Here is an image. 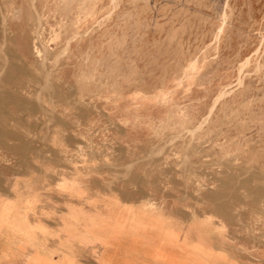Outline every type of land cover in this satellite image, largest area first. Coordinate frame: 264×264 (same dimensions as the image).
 I'll list each match as a JSON object with an SVG mask.
<instances>
[{
	"label": "rangeland",
	"instance_id": "374dc122",
	"mask_svg": "<svg viewBox=\"0 0 264 264\" xmlns=\"http://www.w3.org/2000/svg\"><path fill=\"white\" fill-rule=\"evenodd\" d=\"M0 132L44 154L50 213H85L63 232L96 227L61 237L77 260L100 262L101 238L117 259L134 225L147 259L188 241L197 262L264 264V0H0Z\"/></svg>",
	"mask_w": 264,
	"mask_h": 264
},
{
	"label": "crops",
	"instance_id": "0c3cea01",
	"mask_svg": "<svg viewBox=\"0 0 264 264\" xmlns=\"http://www.w3.org/2000/svg\"><path fill=\"white\" fill-rule=\"evenodd\" d=\"M0 136V264H88V261L77 260L71 253H67L65 247L62 248L64 245L67 246L66 239L62 238L77 234L81 236L83 232L91 233L90 236L96 233L98 236L96 227L85 230L79 228L77 231L75 229L71 234H67V231L63 232L66 230L64 228L66 221L72 218L82 220L85 213L77 207L69 211L65 207L63 213H50L51 203L48 202L47 195L35 196V184L38 182L35 173L41 171L36 159L44 158V154H38L39 152L36 151L26 153L20 144L13 142L18 141V138L10 136L9 133L0 132ZM68 185L71 189L77 188L72 186L71 182H68ZM79 191L82 192L81 189ZM73 192L69 194L72 195ZM78 193L74 192L73 195L76 197ZM36 200L42 201L38 206L42 205L46 210L45 213L35 214L34 208H29ZM56 220L59 222V227H53L52 222ZM38 227H46V231L53 232L52 236H57L55 238L57 242L53 245L46 242L42 238L46 235L36 230ZM195 247L200 246L175 245L171 255H166V258L149 256L148 259L144 256V252L121 248L119 256L115 259L114 246L112 243H107L102 246L101 259L97 264H220L212 261L189 262L179 259L180 256L199 253L200 250H196ZM201 249V252L210 254L202 247ZM147 251L154 254L151 248ZM261 253L264 256V250ZM51 256L53 260H50Z\"/></svg>",
	"mask_w": 264,
	"mask_h": 264
},
{
	"label": "bare ground",
	"instance_id": "6f19581e",
	"mask_svg": "<svg viewBox=\"0 0 264 264\" xmlns=\"http://www.w3.org/2000/svg\"><path fill=\"white\" fill-rule=\"evenodd\" d=\"M18 10H19V8H18ZM20 11V10H19ZM20 13V12H19ZM136 17V16H135ZM132 23V22H131ZM136 26V25H135ZM74 33V32H73ZM32 34H33V36H32V43H31V45H29V47H30V50H31V52L34 54V55H36L37 57H39V58H47L48 57V55L49 54H51V45H48V44H45L44 43V39H43V22L41 21V18L39 17V18H37L36 19V21H35V23H34V27H33V30H32ZM76 34H78V33H76ZM108 38V37H107ZM106 38V39H107ZM27 44V43H26ZM93 47V46H92ZM108 47V46H107ZM116 47V46H115ZM90 49V48H89ZM110 49V48H109ZM116 49V48H115ZM91 50V49H90ZM117 50V49H116ZM105 51V50H104ZM99 52V51H98ZM59 53V52H58ZM87 53V52H86ZM115 53V52H114ZM65 54V53H64ZM110 54H112V53H110ZM63 55V54H62ZM113 55V54H112ZM73 57V56H72ZM105 56H103V58H104ZM107 57H109L108 55H107ZM119 57V56H118ZM5 58V57H4ZM115 58V57H114ZM117 58V57H116ZM102 59V58H101ZM100 59V60H101ZM7 60V59H6ZM55 60H57V59H55ZM97 60V59H96ZM111 60V59H110ZM109 60V61H110ZM117 61V60H116ZM101 62V61H100ZM108 62V61H107ZM111 62V61H110ZM123 62V61H122ZM5 63H7V61L5 62ZM56 63V62H55ZM97 63V62H96ZM117 63V62H116ZM67 64V63H66ZM97 64H99V61H98V63ZM102 64V63H101ZM27 65V64H26ZM105 65V64H104ZM104 65H101V66H104ZM99 66H100V64H99ZM105 66H107V65H105ZM109 66H107V68H108ZM49 68H51V67H49ZM106 68V69H107ZM101 69V68H100ZM104 69V68H103ZM105 69V70H106ZM110 69V68H109ZM120 69V68H119ZM83 71H85V70H83ZM93 71V70H92ZM102 71V70H101ZM105 72V71H104ZM188 72V71H187ZM94 73V72H93ZM96 73V72H95ZM101 73V72H100ZM78 74V73H77ZM102 74H104V73H102ZM126 74V73H125ZM128 74V73H127ZM47 75V74H46ZM96 75V74H95ZM109 75V74H108ZM75 76V75H74ZM106 76V75H105ZM81 77V76H80ZM94 77V76H93ZM100 77V76H99ZM102 77V76H101ZM134 77H136V75L134 76ZM133 77V78H134ZM85 78V77H84ZM110 78V77H109ZM87 79V78H86ZM92 79V78H91ZM93 79H95V78H93ZM102 79V78H101ZM100 79V80H101ZM107 79V78H106ZM122 79V78H121ZM135 79V78H134ZM78 80V79H77ZM94 81V80H93ZM104 81V80H103ZM103 81H102V83H103ZM106 81V80H105ZM169 81V80H168ZM95 82V81H94ZM109 82V81H108ZM107 83V82H106ZM118 83H119V81H118ZM117 83V84H118ZM42 84H45V82L44 83H42ZM109 85V84H108ZM165 85V84H164ZM125 86H127V85H125ZM40 87H42V85L40 86ZM52 86H50V88H51ZM42 88H47V87H42ZM98 89V88H97ZM100 89V88H99ZM48 90V89H47ZM60 90V89H59ZM109 90V89H108ZM113 90H116V88L115 89H113ZM112 90V91H113ZM7 91V90H6ZM65 91V90H64ZM107 91V90H106ZM61 92H63V91H61ZM69 92V91H68ZM110 92H111V90H110ZM144 92V91H143ZM112 93V92H111ZM169 93V92H168ZM4 94H6L5 92H4ZM50 94V93H49ZM75 94V93H74ZM41 95V94H40ZM63 95L65 96V94L63 93ZM94 95V94H93ZM98 95V94H97ZM109 95V94H108ZM7 96H8V94H7ZM64 96H62V97H64ZM101 96V95H100ZM167 97V96H166ZM166 97H165V99H166ZM52 98V97H51ZM76 98V97H75ZM137 98V97H136ZM34 99H35V97H34ZM141 99V98H140ZM90 100V99H89ZM162 100H164V99H162ZM167 100H169V99H167ZM33 101H35V100H33ZM37 101V100H36ZM38 101H40V100H38ZM74 101V100H73ZM67 102V101H66ZM70 102V101H69ZM165 102V101H164ZM163 102V103H164ZM39 105V104H38ZM66 105V104H65ZM43 106V105H42ZM45 106V105H44ZM43 106V107H44ZM40 107V106H39ZM42 107V108H43ZM46 108V107H45ZM44 109V108H43ZM63 110V109H62ZM72 112V111H71ZM61 113V112H60ZM64 113V112H63ZM59 114V113H58ZM63 115V114H62ZM72 115V114H71ZM183 115V114H182ZM187 116V115H186ZM49 117V116H48ZM47 117V118H48ZM50 117L52 118V115H50ZM60 117H64V116H60ZM68 117V116H67ZM54 119H55V117H53ZM59 119V118H58ZM128 119V118H127ZM126 119V120H127ZM150 119V118H149ZM167 119V118H166ZM184 119V118H183ZM51 120H53V119H51ZM77 120V119H76ZM81 120V119H80ZM131 120V119H130ZM50 121V120H49ZM79 121V120H78ZM129 120H127V122H128ZM150 121V120H149ZM125 122V121H124ZM181 122H182V120H181ZM164 123V122H163ZM46 124V123H45ZM62 124V123H61ZM80 124V123H79ZM47 126V125H46ZM166 126V125H165ZM182 126V125H181ZM180 126V127H181ZM8 127V126H7ZM48 127V126H47ZM153 129V128H152ZM16 130V129H15ZM66 130V129H65ZM68 131V130H67ZM181 133V132H180ZM17 134V133H16ZM72 134V133H71ZM65 135V134H64ZM76 135V134H75ZM74 135V136H75ZM21 136V135H20ZM28 136V135H27ZM73 136V135H72ZM1 137V136H0ZM28 137H30V136H28ZM27 138V137H26ZM26 138H24L25 140H26ZM77 138V137H76ZM19 139V138H18ZM29 141V140H28ZM34 141H36V140H33V142ZM29 143V142H28ZM37 143V142H36ZM36 143H35V145H36ZM41 143V142H40ZM63 143V142H62ZM27 144V143H26ZM37 144H39V143H37ZM32 145H34L33 143H32ZM37 146V145H36ZM46 146V145H45ZM191 147V146H190ZM36 148V147H35ZM39 148V147H38ZM25 151V150H24ZM37 151V150H36ZM94 153V152H93ZM90 154H91V152H90ZM86 160V159H85ZM132 163H134V162H132ZM127 165H128V163H127ZM129 167H130V165H129ZM64 174V173H63ZM65 179V178H64ZM64 183H68V181H64V180H62ZM74 182H76V181H74ZM249 183V182H248ZM251 184V183H250ZM252 185H254L253 183H252ZM75 186V185H74ZM77 187V186H76ZM254 187V186H253ZM252 187V188H253ZM77 191V193L78 194H80L81 193V191H79L78 190V188H75ZM251 189V188H250ZM252 191H254L253 189H252ZM259 191V190H258ZM264 192V191H263ZM263 192H262V194H263ZM260 193V192H259ZM226 197V196H225ZM259 199H261V198H259ZM228 201V200H227ZM225 202V201H224ZM225 205V204H224ZM224 205H222V206H224ZM16 209H18V208H16ZM20 209V208H19ZM36 212V211H35ZM26 217V219H27V215L25 216ZM167 216H165V218H166ZM163 218V217H162ZM25 219V220H26ZM79 219V218H78ZM155 219V218H154ZM23 220V219H22ZM157 220V219H156ZM137 221V220H136ZM150 221V220H149ZM152 221V220H151ZM22 222H24V221H22ZM124 222V221H123ZM212 222V221H211ZM29 223V222H28ZM138 223V222H137ZM141 223V222H140ZM39 224V223H38ZM131 224V223H130ZM144 224V223H143ZM142 224V225H143ZM34 225H35V223H34ZM37 225V224H36ZM141 225V226H142ZM120 226L122 227L123 225L122 224H120ZM155 227V226H154ZM34 228V227H33ZM91 228V227H90ZM94 228V227H93ZM142 228H144V227H142ZM164 228V227H163ZM155 229H156V227H155ZM165 229V228H164ZM167 229V228H166ZM173 229V228H172ZM23 230H24V228H23ZM95 230V229H94ZM152 230V229H151ZM26 231V230H25ZM111 232V231H110ZM156 232V231H155ZM123 233V234H122ZM115 236H119L120 234H122L123 235V241H121V248L123 249V248H130L131 250H134V251H136V252H146L149 248L147 247V245H150L151 243H150V240H149V238H147L148 236L147 235H141L140 233H139V230H138V228L137 227H134V225H133V228H131L129 231H124V229L122 230V231H120V230H116V232H115ZM167 234H169V233H167ZM172 234V233H171ZM173 234H175V233H173ZM121 236V235H120ZM175 236V235H174ZM102 237H104V236H102ZM159 237V236H158ZM176 237V236H175ZM145 238V239H144ZM173 238V237H172ZM172 238H170L171 240H172ZM160 239V238H159ZM101 240H102V242L106 245L107 243L108 244H111V241H110V238H101ZM144 240L146 241L145 243H143L144 242ZM175 241V240H174ZM184 242V241H183ZM187 242L188 241H186V242H184L183 243V245H187ZM67 244V243H66ZM152 246V245H151ZM179 248V247H178ZM194 256V255H193ZM192 256V254H188L187 256H184V260L185 261H189V262H197V259L195 258V257H193ZM47 260H48V258H46ZM50 260H53V256H51L50 257Z\"/></svg>",
	"mask_w": 264,
	"mask_h": 264
}]
</instances>
